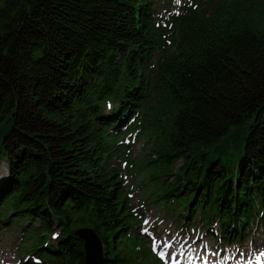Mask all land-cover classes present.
<instances>
[{
  "label": "trees",
  "instance_id": "1",
  "mask_svg": "<svg viewBox=\"0 0 264 264\" xmlns=\"http://www.w3.org/2000/svg\"><path fill=\"white\" fill-rule=\"evenodd\" d=\"M153 2L0 0V232L23 264H85V229L103 264L159 263L113 165L128 128L146 205L220 244L264 228V0L164 26Z\"/></svg>",
  "mask_w": 264,
  "mask_h": 264
},
{
  "label": "rangeland",
  "instance_id": "2",
  "mask_svg": "<svg viewBox=\"0 0 264 264\" xmlns=\"http://www.w3.org/2000/svg\"><path fill=\"white\" fill-rule=\"evenodd\" d=\"M179 4H181V0H174L173 6L172 0H170L169 4L153 2V10L158 15L162 10H166L164 15L167 11L173 14L175 7ZM125 139H128L127 144L124 143ZM143 142L144 140L141 136L137 133H130V130L123 134L119 140L121 152L118 154V158L114 160V165L116 168L122 169L123 166L125 168V175L129 180L126 193L127 195H132L129 203L134 208V215L140 221L137 232L144 241L145 248H149L152 254L154 250L172 252L169 251L171 250L169 249L171 248V243H178L179 245L183 244V248L186 251H190L195 255L197 264L217 259H221L224 264H264V229L259 228V225L253 226L251 232L248 233L247 239L239 246L214 245V243L217 244L219 242L215 240L213 243L209 236L205 238V235L200 230L190 231L192 227H200L205 232L202 226L186 224L184 221L176 220L170 214L160 211L157 206L145 205L142 202L146 190L145 188H140L139 184L144 171L137 168L140 166L142 159L140 148ZM4 177H6V171L0 173V180ZM185 227L188 230L184 229ZM213 228L217 229L216 226ZM19 248V233L0 232V264H18L19 260L16 252L18 253ZM19 258L22 259L20 255ZM43 263H46L45 258H43Z\"/></svg>",
  "mask_w": 264,
  "mask_h": 264
},
{
  "label": "water",
  "instance_id": "3",
  "mask_svg": "<svg viewBox=\"0 0 264 264\" xmlns=\"http://www.w3.org/2000/svg\"><path fill=\"white\" fill-rule=\"evenodd\" d=\"M77 235L84 240L85 264H103V249L93 231L80 230Z\"/></svg>",
  "mask_w": 264,
  "mask_h": 264
},
{
  "label": "bare ground",
  "instance_id": "4",
  "mask_svg": "<svg viewBox=\"0 0 264 264\" xmlns=\"http://www.w3.org/2000/svg\"><path fill=\"white\" fill-rule=\"evenodd\" d=\"M5 171V165H2L1 166V171H0V173H2V172H4Z\"/></svg>",
  "mask_w": 264,
  "mask_h": 264
},
{
  "label": "snow or ice",
  "instance_id": "5",
  "mask_svg": "<svg viewBox=\"0 0 264 264\" xmlns=\"http://www.w3.org/2000/svg\"><path fill=\"white\" fill-rule=\"evenodd\" d=\"M145 223H147V221H145ZM55 238V237H54ZM161 256H163V253H161Z\"/></svg>",
  "mask_w": 264,
  "mask_h": 264
}]
</instances>
